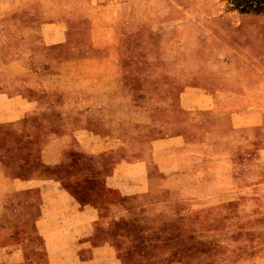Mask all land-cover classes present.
<instances>
[{"label": "rangeland", "instance_id": "rangeland-1", "mask_svg": "<svg viewBox=\"0 0 264 264\" xmlns=\"http://www.w3.org/2000/svg\"><path fill=\"white\" fill-rule=\"evenodd\" d=\"M32 6L13 17L25 24L22 32L6 28L11 45L52 86L88 101L89 130L117 136L121 147L184 137V174L161 178L150 167L167 180L158 188L153 223L173 224L186 243L199 244L197 253L211 260L198 264H264V16L240 14L228 0H40ZM69 15L80 20L71 25L69 42L44 46L35 26ZM189 88L213 96L217 106L183 110L180 97ZM241 114L250 115L249 126L238 127ZM17 141L16 155L29 169L33 140ZM113 158L75 155L55 172L82 202L94 194L120 198L104 185L108 170L81 176V161L108 164ZM1 190L0 205L6 198ZM221 195L228 200L219 201ZM16 199L6 198L12 208L0 213V264H47L30 220L16 217ZM128 223L99 242L128 237ZM150 224L132 225L138 248L160 244L146 236ZM143 251L121 252L130 257Z\"/></svg>", "mask_w": 264, "mask_h": 264}, {"label": "crops", "instance_id": "crops-1", "mask_svg": "<svg viewBox=\"0 0 264 264\" xmlns=\"http://www.w3.org/2000/svg\"><path fill=\"white\" fill-rule=\"evenodd\" d=\"M37 2L40 0H0V154L5 160L0 163V186L7 199L17 196L16 217L30 220L27 226L42 242L47 264H198L210 261L211 256L198 254L200 245L186 243L173 224L153 223L158 218L154 210L158 188L167 185V180L162 181L160 177L170 178L175 173L186 172L188 153L184 137L158 139L144 148L132 146L128 141L121 147L117 136L89 130L88 101L73 89L59 90L52 86L41 71L32 70L23 61L27 56L22 58L11 45L13 38L8 32L20 33L19 28L25 26L20 18L13 17L30 5L36 7ZM8 17L11 20H6ZM79 21L71 15L44 20L33 32L40 35V42L46 47L63 45L70 40L71 25ZM75 36L77 41L81 39L78 31ZM180 105L183 110L206 111L214 109L217 103L205 91L189 88L182 93ZM239 117L242 123L238 127L249 126L250 115ZM20 138L33 140V166L29 169L21 166L24 161L16 155L15 146ZM75 155L97 158L114 155L108 164L90 165L81 161L80 169L82 177L108 170L104 185L120 198L101 199L94 194L87 202L78 200L66 187V179L55 172L56 168L73 162ZM223 163L231 173L230 158H224ZM152 166L160 177L153 176ZM72 180L77 181V178ZM6 198L0 205L1 214L12 208L10 200L5 202ZM218 199L227 201L228 197L221 195ZM138 220L152 224L147 225L145 234L155 237L153 243L160 242L157 247L153 245L155 250L150 249L148 243L138 248L136 232L131 230ZM126 223L130 224L128 237L99 242L104 236L117 233ZM131 249L144 251L130 257L121 252Z\"/></svg>", "mask_w": 264, "mask_h": 264}, {"label": "trees", "instance_id": "trees-1", "mask_svg": "<svg viewBox=\"0 0 264 264\" xmlns=\"http://www.w3.org/2000/svg\"><path fill=\"white\" fill-rule=\"evenodd\" d=\"M230 6L240 14H256L264 16V0H228Z\"/></svg>", "mask_w": 264, "mask_h": 264}]
</instances>
